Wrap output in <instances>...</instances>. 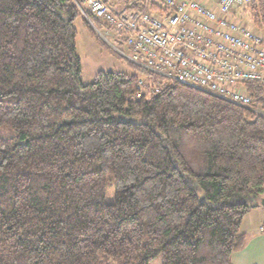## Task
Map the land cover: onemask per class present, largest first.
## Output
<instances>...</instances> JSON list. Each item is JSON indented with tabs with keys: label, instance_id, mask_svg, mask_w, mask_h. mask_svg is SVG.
Here are the masks:
<instances>
[{
	"label": "trees",
	"instance_id": "1",
	"mask_svg": "<svg viewBox=\"0 0 264 264\" xmlns=\"http://www.w3.org/2000/svg\"><path fill=\"white\" fill-rule=\"evenodd\" d=\"M241 12L264 33V0ZM81 18L100 40L75 0H0V264H233L264 193V85L250 107L178 83L136 99L153 75L131 62L84 84Z\"/></svg>",
	"mask_w": 264,
	"mask_h": 264
},
{
	"label": "built area",
	"instance_id": "2",
	"mask_svg": "<svg viewBox=\"0 0 264 264\" xmlns=\"http://www.w3.org/2000/svg\"><path fill=\"white\" fill-rule=\"evenodd\" d=\"M253 2L131 0L115 10L103 0H86L77 6L94 28L92 18L100 21L119 54L153 75L139 78L136 99L178 83L250 107L244 86L264 84V33L245 26L239 12Z\"/></svg>",
	"mask_w": 264,
	"mask_h": 264
},
{
	"label": "rangeland",
	"instance_id": "3",
	"mask_svg": "<svg viewBox=\"0 0 264 264\" xmlns=\"http://www.w3.org/2000/svg\"><path fill=\"white\" fill-rule=\"evenodd\" d=\"M77 2L82 4L75 0L76 4ZM243 24L247 27L251 26V23L246 18L244 19ZM75 26L78 31L76 50L82 63V79L84 84L93 82L95 76L102 71L135 74L134 69L130 65V61L119 54L117 51V45L113 44L111 40L106 37L104 32L103 34H98L94 30L100 40L96 39L88 26L83 23L82 18L76 22ZM99 30L103 31V28ZM101 41L104 44H102ZM114 202V188L110 187L107 193V203L113 204ZM150 264H163L162 256H157Z\"/></svg>",
	"mask_w": 264,
	"mask_h": 264
},
{
	"label": "crops",
	"instance_id": "4",
	"mask_svg": "<svg viewBox=\"0 0 264 264\" xmlns=\"http://www.w3.org/2000/svg\"><path fill=\"white\" fill-rule=\"evenodd\" d=\"M115 10L128 6L124 0H103ZM244 14L239 12V18L244 22ZM83 23L86 25L84 20ZM87 26V25H86ZM262 198L264 199V193ZM264 224V208L260 205L252 209L245 217L242 232L247 235L246 247L239 253L233 255V264H264V232L261 227Z\"/></svg>",
	"mask_w": 264,
	"mask_h": 264
},
{
	"label": "water",
	"instance_id": "5",
	"mask_svg": "<svg viewBox=\"0 0 264 264\" xmlns=\"http://www.w3.org/2000/svg\"><path fill=\"white\" fill-rule=\"evenodd\" d=\"M260 205L264 208V199H260Z\"/></svg>",
	"mask_w": 264,
	"mask_h": 264
}]
</instances>
